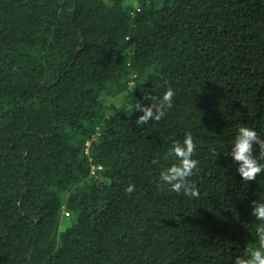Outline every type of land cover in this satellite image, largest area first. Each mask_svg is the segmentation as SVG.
I'll use <instances>...</instances> for the list:
<instances>
[{
	"label": "trees",
	"instance_id": "trees-1",
	"mask_svg": "<svg viewBox=\"0 0 264 264\" xmlns=\"http://www.w3.org/2000/svg\"><path fill=\"white\" fill-rule=\"evenodd\" d=\"M240 126L264 137V0H0V264H234L264 201ZM186 134L193 198L158 179Z\"/></svg>",
	"mask_w": 264,
	"mask_h": 264
},
{
	"label": "clouds",
	"instance_id": "clouds-1",
	"mask_svg": "<svg viewBox=\"0 0 264 264\" xmlns=\"http://www.w3.org/2000/svg\"><path fill=\"white\" fill-rule=\"evenodd\" d=\"M174 95V90L167 87L159 97L152 98L148 93L145 95L147 99L152 98L153 103L149 105L141 104L140 101L126 103L125 109L129 114L134 111L140 113L136 118V123L143 125L150 120L161 119L166 110L172 107ZM254 146L259 148L258 156L253 154ZM194 151L195 145L190 134H186L182 141L172 143L170 155L175 158L176 162L160 171L158 179L162 186H167L175 193L182 192L190 198L198 197L199 189L189 180L199 164V161L193 158ZM228 156L236 163V171L243 180L255 179L258 174L264 172V163L261 162L264 159V137L259 136L253 128L240 126L232 141ZM124 191L131 194L135 191V185L128 184ZM251 214L261 221L255 228L259 246H249L245 250V256L235 258L234 264H264V201H253Z\"/></svg>",
	"mask_w": 264,
	"mask_h": 264
},
{
	"label": "rangeland",
	"instance_id": "rangeland-1",
	"mask_svg": "<svg viewBox=\"0 0 264 264\" xmlns=\"http://www.w3.org/2000/svg\"><path fill=\"white\" fill-rule=\"evenodd\" d=\"M121 100H122L121 96L118 95L117 97L111 98L110 99V103L120 104L121 103Z\"/></svg>",
	"mask_w": 264,
	"mask_h": 264
},
{
	"label": "built area",
	"instance_id": "built-area-1",
	"mask_svg": "<svg viewBox=\"0 0 264 264\" xmlns=\"http://www.w3.org/2000/svg\"><path fill=\"white\" fill-rule=\"evenodd\" d=\"M94 137H95V134H92V135H91V139L94 138ZM86 144L88 145V144H89V141H88ZM93 169H94V168H92V172H93Z\"/></svg>",
	"mask_w": 264,
	"mask_h": 264
}]
</instances>
